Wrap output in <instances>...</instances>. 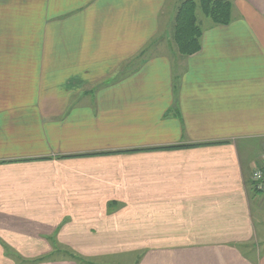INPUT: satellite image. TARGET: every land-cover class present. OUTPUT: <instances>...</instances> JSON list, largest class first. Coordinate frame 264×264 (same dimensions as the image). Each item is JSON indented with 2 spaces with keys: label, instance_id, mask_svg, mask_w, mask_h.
<instances>
[{
  "label": "crops",
  "instance_id": "obj_1",
  "mask_svg": "<svg viewBox=\"0 0 264 264\" xmlns=\"http://www.w3.org/2000/svg\"><path fill=\"white\" fill-rule=\"evenodd\" d=\"M167 1L0 0V264H264V0L187 58Z\"/></svg>",
  "mask_w": 264,
  "mask_h": 264
},
{
  "label": "trees",
  "instance_id": "obj_2",
  "mask_svg": "<svg viewBox=\"0 0 264 264\" xmlns=\"http://www.w3.org/2000/svg\"><path fill=\"white\" fill-rule=\"evenodd\" d=\"M199 8L204 17L208 18L214 25L226 26L231 22V3L227 0H198ZM197 4L193 0H187L178 8L175 17V27L173 40L178 53L183 58H187L200 50L201 28L197 24L196 19ZM255 191L260 192L256 188V182L253 181ZM69 257L73 256L68 253ZM74 261H81L76 258ZM33 264L44 262L45 259L31 260ZM78 264H92L82 263Z\"/></svg>",
  "mask_w": 264,
  "mask_h": 264
},
{
  "label": "rangeland",
  "instance_id": "obj_3",
  "mask_svg": "<svg viewBox=\"0 0 264 264\" xmlns=\"http://www.w3.org/2000/svg\"><path fill=\"white\" fill-rule=\"evenodd\" d=\"M187 0H168L166 3V6L163 10V13L165 17L169 16L168 19H163L162 23V33L158 36L163 40V43H167V45L171 46L173 50L176 51V53L181 57V55L178 53L176 45L173 40L174 36V27H175V17L178 12V8L180 5H182L184 2ZM197 4L196 8V19H197V24L200 27L202 23L204 22H211L208 18L204 17L201 13V10L199 8L198 0H193ZM212 23V22H211ZM158 40V39H157ZM162 48H165L162 46ZM183 58V57H181ZM69 254L72 256H75L74 253L70 252L67 250ZM57 254L51 255V256H56ZM13 260L12 262L14 264H33V261L29 260H24L21 258V255H18L16 253H13ZM138 254H132V255H125V254H118V256H110L106 259H98V260H81L77 262H82V263H92V264H137L138 263Z\"/></svg>",
  "mask_w": 264,
  "mask_h": 264
},
{
  "label": "built area",
  "instance_id": "obj_4",
  "mask_svg": "<svg viewBox=\"0 0 264 264\" xmlns=\"http://www.w3.org/2000/svg\"><path fill=\"white\" fill-rule=\"evenodd\" d=\"M262 158L264 159V148L262 151ZM252 179L256 182V188L258 191L264 193V169H258L252 174Z\"/></svg>",
  "mask_w": 264,
  "mask_h": 264
}]
</instances>
